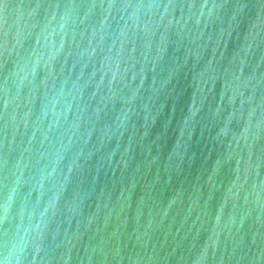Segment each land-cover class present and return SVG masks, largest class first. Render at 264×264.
<instances>
[{
    "label": "water",
    "instance_id": "water-1",
    "mask_svg": "<svg viewBox=\"0 0 264 264\" xmlns=\"http://www.w3.org/2000/svg\"><path fill=\"white\" fill-rule=\"evenodd\" d=\"M0 264H264V0H0Z\"/></svg>",
    "mask_w": 264,
    "mask_h": 264
}]
</instances>
